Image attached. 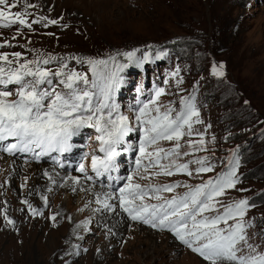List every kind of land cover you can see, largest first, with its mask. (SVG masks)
I'll list each match as a JSON object with an SVG mask.
<instances>
[{
	"label": "rangeland",
	"instance_id": "374dc122",
	"mask_svg": "<svg viewBox=\"0 0 264 264\" xmlns=\"http://www.w3.org/2000/svg\"><path fill=\"white\" fill-rule=\"evenodd\" d=\"M29 2L37 5L29 9L33 13L28 17L30 22L43 16L59 23L48 27L34 24L35 31L23 29V34L11 41L16 47L0 51H20L31 58L33 52L29 50H38L84 59L107 58L134 48L141 49L138 56L145 51L153 57L158 50L167 53L153 66L161 71L160 88L166 93L159 102L167 105L174 101L179 107L181 97L195 95L203 124L194 125V129L203 132L210 125L204 138L206 142L212 137L215 140L206 143L208 151L194 155L208 156L215 168L192 177L160 176L154 182L199 184L227 171L229 160L238 157L239 183L218 199L230 203L247 198L254 205L245 217L251 223L247 233L250 243L264 251V0ZM0 33L10 38L15 27L0 29ZM117 60L125 62L122 56ZM213 62L224 64V76L212 74ZM69 67L91 78L87 63L70 60ZM181 78L183 83L177 86ZM163 146L170 147V143L163 142ZM54 158L52 154L50 160ZM25 167L30 171L25 172ZM43 170H50L51 180L44 173L45 178L36 173ZM51 170L45 165H23L0 153V226L5 228L0 230V264H8L3 257L16 232L23 233L26 250H22V261L15 264H205L171 233L149 230L120 218L115 215L123 216L119 210L105 212L95 203L101 190L92 189L83 178L77 185L66 180L77 175H55ZM175 191L183 193L185 189ZM45 196L47 204L42 199ZM25 200L36 209L35 214ZM5 214L13 224L7 222ZM54 215L55 220L51 219Z\"/></svg>",
	"mask_w": 264,
	"mask_h": 264
},
{
	"label": "snow or ice",
	"instance_id": "6c2138e0",
	"mask_svg": "<svg viewBox=\"0 0 264 264\" xmlns=\"http://www.w3.org/2000/svg\"><path fill=\"white\" fill-rule=\"evenodd\" d=\"M36 7L29 0H0V29L15 27L10 38L0 33V49L16 47L11 41L21 36L23 29L35 31L34 24L48 27L59 23L43 16L30 22L28 17L33 13L29 9ZM29 51L33 52L31 58L20 51H0V151L9 155L31 154L36 160L52 153H70L75 147L71 143L73 137L85 128L94 129L100 154L83 153L75 169L81 176L66 180L78 185L83 178L107 188L108 191L96 194L95 203L101 209L110 212L119 209L131 221L168 231L205 264H264V251H258L259 245L250 243L247 233L251 223L245 217L254 205L247 198L230 203L218 199L239 183L238 157L229 160L227 171L199 184L178 180L154 182L160 176L192 177L213 172L215 165L208 156L194 154L208 151L206 143L214 142L215 137L207 142L204 138L210 125L203 132L194 129V125L203 124L194 94L181 97L176 107L174 101L167 105L159 102L166 93L164 88H158L151 98L137 101L130 109L131 116L120 111L114 100L122 80L120 73L130 65L140 66L151 59L149 52L138 56L141 49L134 48L107 58L84 59ZM166 55L158 50L155 58ZM117 56H122L125 62H119ZM70 60L87 63L91 78L70 68ZM223 69L222 62L219 65L213 62L211 72L222 77ZM181 83L182 78L177 80V86ZM136 131L139 132L136 143L126 140ZM193 136L199 139H191ZM163 142H169L170 147H164ZM128 152L136 153L130 174L114 176L119 170L117 158ZM89 155L90 166L86 167L84 161ZM60 167L64 165L61 163ZM44 176L52 179L48 171ZM121 180L122 186L116 187ZM181 187L185 191L176 193ZM42 199L47 204L48 198ZM28 207L36 213L30 204ZM5 219L14 223L6 214Z\"/></svg>",
	"mask_w": 264,
	"mask_h": 264
},
{
	"label": "bare ground",
	"instance_id": "6f19581e",
	"mask_svg": "<svg viewBox=\"0 0 264 264\" xmlns=\"http://www.w3.org/2000/svg\"><path fill=\"white\" fill-rule=\"evenodd\" d=\"M51 1V0H50ZM55 1V0H54ZM58 0H56V2H57ZM60 1V0H59ZM65 1V0H64ZM81 1H83V0H81ZM113 1V0H112ZM128 1V0H127ZM35 2V1H34ZM69 2V1H68ZM60 3V2H59ZM114 3H115V1H114ZM36 4V3H35ZM113 4V3H112ZM118 4V3H117ZM57 5V4H56ZM69 5V4H68ZM67 5V6H68ZM80 5V4H79ZM114 5V4H113ZM66 6V5H65ZM100 6V5H99ZM69 7V6H68ZM85 7V6H84ZM65 8V7H64ZM86 9H87V7H85ZM84 8V9H85ZM66 9V8H65ZM106 9V8H105ZM113 9V8H112ZM80 10V9H79ZM75 11V10H74ZM68 12V11H67ZM65 13V12H64ZM63 13V15H65ZM99 13V12H98ZM104 13V12H103ZM110 15V14H109ZM69 16V15H68ZM99 16V15H98ZM64 16H62V18H63ZM73 18V17H72ZM103 21V20H102ZM111 22V21H110ZM116 22V21H115ZM120 22H122V20L120 21ZM85 23V22H84ZM100 20L97 22V23H95V26L97 27L98 25H100ZM66 24V23H65ZM93 24V23H92ZM104 24V23H103ZM106 25H107V23H106ZM113 25V24H112ZM73 26V25H72ZM110 26V25H109ZM40 168V167H39ZM23 170L26 172V171H30V169L29 168H27V167H25V168H23ZM38 171V170H37ZM46 171H48V173L50 174V176H51V173L49 172L50 170H46ZM45 172V170H43V172H41V171H39V172H36L38 175H42L43 173ZM56 175V174H55ZM43 176V175H42ZM44 177V176H43ZM58 176H56V178H57ZM45 178V177H44ZM49 179V178H48ZM61 182V181H60ZM42 184V183H41ZM39 185V184H38ZM41 186V185H40ZM97 191V190H96ZM100 193H101V191H100ZM89 209V208H88ZM84 213V212H83ZM84 215V214H83ZM115 226V225H114ZM1 229H3V230H5V228H4V226H0V230ZM8 229V228H7ZM10 229V228H9ZM8 229V230H9ZM74 231V230H73ZM72 232V231H71ZM75 232V231H74ZM17 233V235L16 236H14V237H12L11 238V241H9V242H11V244L9 243V245L6 247V250H7V253H5V255H4V257H3V261L4 262H8V264H15V263H20L21 261H22V259H23V253H22V250L25 248V245H24V238H23V233H18V232H16ZM45 234H47L46 232H45ZM72 234V233H71ZM14 235V234H13ZM52 236V235H51ZM42 237V236H41ZM30 238V237H29ZM2 239V238H1ZM7 239V238H6ZM63 239V238H62ZM42 241V240H41ZM57 241V240H56ZM63 241V240H62ZM43 243V242H42ZM47 244V243H46ZM67 244V243H66ZM27 245V244H26ZM56 245V244H55ZM74 245V244H73ZM54 246V245H53ZM61 246H62V244H61ZM49 248V247H48ZM24 250H26V249H24ZM5 251V250H4ZM55 251V250H54ZM56 251H58V250H56ZM25 252V251H24ZM26 253V252H25ZM35 254H36V252H35ZM66 254V253H65ZM70 254V253H69ZM38 255V254H37ZM41 256V255H40ZM44 256V255H43ZM52 256H54L53 254H52ZM39 258V257H38ZM44 258V257H43ZM46 261V260H45ZM52 261V260H51ZM58 261V260H57ZM53 262V261H52ZM37 263H40V262H37ZM57 263V262H56ZM59 263V262H58ZM201 263V262H200ZM199 263V264H200ZM35 264V263H34ZM48 264H49V262H48Z\"/></svg>",
	"mask_w": 264,
	"mask_h": 264
}]
</instances>
